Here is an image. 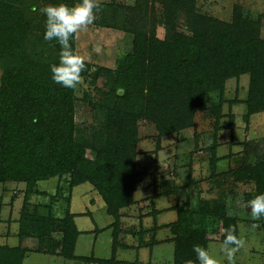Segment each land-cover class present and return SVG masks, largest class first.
Returning a JSON list of instances; mask_svg holds the SVG:
<instances>
[{
  "label": "trees",
  "instance_id": "1",
  "mask_svg": "<svg viewBox=\"0 0 264 264\" xmlns=\"http://www.w3.org/2000/svg\"><path fill=\"white\" fill-rule=\"evenodd\" d=\"M78 2L0 0V183H24L17 236L20 240L34 237V251L85 264H155L115 256L117 248L123 246L118 241L123 231L122 209L135 203V185L147 173L136 166L141 120L156 130V162L162 137L195 129L196 113L207 109L213 117L208 147L210 179L217 185L229 180L252 182V192L243 195L246 204L254 195L264 193V137L260 142H244V157L237 166L217 170L224 158L217 152L219 133L228 129L232 137L236 127L232 105L245 104L242 119L246 124L252 114L264 111V14H247L240 5H233L227 21L201 12L197 0H135L134 6L126 0H103L94 24L130 34V51L118 57L113 67L86 61L82 76L88 88L77 96L52 79L50 65L59 62L60 45L44 39L46 16L40 9L48 4ZM158 27L163 29L162 37L156 35ZM72 44L76 50V35ZM244 74L248 75L245 97L235 94L226 100L227 80L238 81ZM98 80L102 86L97 85ZM213 94L218 95L217 102L207 106L206 100ZM78 101L96 107L101 123L77 124ZM152 173L155 179L156 170ZM52 177L57 178L54 192L37 188L39 181ZM188 179L187 187L198 185ZM82 183L90 184L104 202L106 213L113 217L107 226L112 229L109 258L77 256L74 252L82 231L75 223L71 201L73 188ZM180 188L172 184L170 189L153 192L151 204L154 197L178 193ZM33 196L46 197L47 201L32 200ZM2 206L0 195V212ZM172 209L175 219L162 225L156 219L161 210L153 208L140 215V220L153 215V234L145 242L148 229L132 232L139 239L136 247L144 244L151 250L163 241L156 239L157 231L167 229L171 236L165 241L173 244L170 264H185L188 259L195 260L194 244L208 248L209 234H218L223 243L227 230L235 227L239 237L238 216L229 211L226 192L210 200L198 194L195 202L181 205L177 201ZM252 224L260 226L264 249V217ZM28 251L20 244H0V264H22Z\"/></svg>",
  "mask_w": 264,
  "mask_h": 264
},
{
  "label": "rangeland",
  "instance_id": "2",
  "mask_svg": "<svg viewBox=\"0 0 264 264\" xmlns=\"http://www.w3.org/2000/svg\"><path fill=\"white\" fill-rule=\"evenodd\" d=\"M123 1V0H119ZM198 9L201 12L214 15L220 19L229 21L232 16L233 5H240L247 14L255 15L257 13L264 14V0H197ZM264 23V18L262 20ZM156 35L163 36V29L158 27ZM264 35V32L261 33ZM131 35L120 30L112 28L98 27L94 23L87 29L81 30L76 34V51L85 57L94 66L102 65L113 67L118 57L130 51ZM1 72V71H0ZM248 75H242L238 81L235 78L227 80L224 97L231 100L237 94L239 98H244L247 91ZM98 86H102V81L98 80ZM77 96H81L82 91L88 88L86 82L84 85L78 86ZM217 94H213L207 98V106L216 103ZM216 100V101H215ZM76 123L80 126L87 124H99L102 120L101 112L94 106L88 104L87 101H78L76 104ZM206 108V107H205ZM223 111H227V103L223 105ZM232 111L235 114L236 127L234 135L231 137L228 129H224L219 133V147L217 152L224 156L217 165L219 172L226 170L229 166H237L238 161L244 157V142H260L264 137V111L254 113L250 116L249 123L243 121L242 115L245 112V104L241 102L232 105ZM196 128H187L179 134H169L161 139V149L157 151V160L153 152L155 147L154 135L156 130L153 124L141 120L139 122V137L137 144L138 155L136 157V166L139 171L146 170V174H142L137 183V190L134 197L137 204H133L123 210L121 217V228L123 231L119 234L118 241L124 247L119 246L115 256L120 260H140L147 261L149 258V247H135L139 239L135 234L141 227L148 229L144 235V241L149 242L153 232V215H148L140 220V215L149 212L150 207L147 202H143L154 192H162L170 189L172 184L179 185V192H173L154 198V204L157 207L169 206L176 204L178 201L181 205L195 202L197 195L203 199H214L220 192L227 193V202L229 203V211L238 216L239 238L244 240V245L236 252V264H264L263 236L259 224L252 227L250 210H247L248 204L243 200L246 192H252V182H221L217 185L215 180L210 179L209 175V155L208 149L212 142L213 117L208 114L207 109L200 110L195 116ZM223 123L227 122L223 118ZM247 125V128H246ZM196 134V135H195ZM232 139V143L230 140ZM196 142V143H195ZM260 144V148H261ZM230 156H227L228 153ZM248 158H252L250 155ZM190 165V166H189ZM191 168V169H190ZM156 170V178H153V171ZM191 172V173H190ZM189 175V177H188ZM191 178L197 182L195 188L187 187L186 182ZM220 180V178H218ZM57 178L52 177L39 181L37 188L46 190L50 193L56 189ZM185 184V186H183ZM24 183H15L12 181L0 183V195H3L5 206L1 210L0 217L7 219L9 214V201L13 192L23 188ZM9 188L8 193L3 192V188ZM47 201L46 197L33 196L32 200ZM22 202V197L15 201L11 221L5 222L9 224L11 232L17 231L16 217ZM71 209L74 212H83L88 210L90 215L80 214L77 216V226L82 230H90L91 232H82L75 245V254L79 256L93 255L98 258H109L112 246V229L107 227L113 221V217L106 213L105 204L99 198L95 191L91 190L88 183H82L73 188ZM60 214V211H58ZM125 215V216H124ZM176 211H163L156 215L157 223L163 224L175 219ZM251 221V223H250ZM141 222V223H140ZM97 230L95 231V229ZM5 232L6 228L0 225V231ZM135 232V233H132ZM156 237L163 240V244L154 245L152 247L151 258L154 263L168 264L173 259V244L165 243V239L170 237L169 231H157ZM210 243L208 250L215 255L221 264H227L224 254L221 252L222 242L219 240L218 234H209ZM14 237V236H11ZM0 243H5L4 239H0ZM6 243L17 244V237L6 240ZM135 244V246H132ZM43 255L38 253H29L23 260V264H55L52 261H42ZM62 262V261H61ZM65 264H85L81 261L67 260Z\"/></svg>",
  "mask_w": 264,
  "mask_h": 264
},
{
  "label": "clouds",
  "instance_id": "3",
  "mask_svg": "<svg viewBox=\"0 0 264 264\" xmlns=\"http://www.w3.org/2000/svg\"><path fill=\"white\" fill-rule=\"evenodd\" d=\"M134 2L135 0H126V3L133 6ZM102 3L103 0H79L78 3L72 5L48 4L40 9L46 16L44 39L55 40L60 45L59 62L50 65L52 79L55 83L72 89L74 92L79 91L78 86L84 85L82 73L86 71L87 63L85 57L74 49L72 40L79 31L95 23ZM249 162L255 163L254 160ZM248 208H250L252 220L257 221L264 217V193L254 195L248 201ZM257 226L252 225L253 228ZM235 232V227L227 230L221 247L227 264H236V252L245 243ZM192 250L195 253V260L188 259L185 264H221L205 246L194 244Z\"/></svg>",
  "mask_w": 264,
  "mask_h": 264
},
{
  "label": "crops",
  "instance_id": "4",
  "mask_svg": "<svg viewBox=\"0 0 264 264\" xmlns=\"http://www.w3.org/2000/svg\"><path fill=\"white\" fill-rule=\"evenodd\" d=\"M261 2H263V0H260ZM262 32H264V23H262V26H261V33ZM263 37H264V35H262ZM141 178V177H140ZM139 180V179H138ZM12 182H14V181H12ZM16 183V182H15ZM17 183H22V182H17ZM137 183H138V181H137ZM137 183H136V185H135V191L137 190ZM24 188H25V185L23 186V188L22 187H18L17 189L19 190V192H17V191H15V192H13V193H15V197H13V195H11V197H10V201H9V214H8V217H7V219H3V218H1L0 217V225H3V226H5V228H6V230H5V232H2V230L0 231V239H4L5 240V243H0V244H8V243H6V240H8V239H10V238H15V237H17V244H13V245H10V244H8V245H10V246H15V245H18V244H20L22 247H26V248H28L29 249V251L27 252V254L25 255V257L29 254V253H38V254H41V255H43V262L44 261H51V262H53L52 261V258H50V256L51 257H53L55 260V264H65L66 262L65 261H67L68 259H64V258H62L61 256H58V255H55V254H48V253H40V252H36V251H34V248L36 247V245H37V241H36V239L34 238V237H24V238H22L21 240L19 239V237L17 236V231L16 232H11L10 230H9V224H6L5 222H9V221H11V219H12V213H13V210L14 209H16L15 208V206H14V203H15V201L16 200H18L20 197H22L23 198V190H24ZM8 189L9 188H3V192H7L8 193ZM41 190V189H40ZM135 191H134V193H135ZM156 191V190H155ZM154 192V191H153ZM153 192L152 193H150L149 194V197H147V199L146 200H144L143 202H147V204H149V207H150V211H152L153 210V208L154 209H156L157 211H160L159 213H157V214H160V213H162L163 211H172L173 209H172V206H174L175 204H173V205H169V206H163V207H157L155 204H154V198H153V203L151 204V195L153 194ZM161 196V195H160ZM158 197V196H157ZM13 198V201H11V199ZM2 200H3V206H2V209H3V207L5 206V204H6V202L4 201V198H3V195H2ZM134 200H135V203L137 204V200L135 199V197H134ZM134 203V204H135ZM21 205H22V202H21ZM21 205H20V208H21ZM133 205V204H132ZM131 205V206H132ZM131 206H129V207H131ZM20 208H19V211H20ZM126 208H128V207H126ZM126 208H124V209H126ZM1 209V210H2ZM124 209H122V212H123V210ZM19 211H18V213H19ZM87 211V210H86ZM149 211V212H150ZM74 212V211H73ZM83 212H85V211H83ZM83 212H80V213H78V212H74L75 214H76V216L74 217V219H75V223H76V225H77V222H76V218H77V216H80V214H83ZM148 212V213H149ZM1 213V212H0ZM144 214H146V212H144ZM156 214V215H157ZM125 216V215H124ZM146 216H148V215H144L143 217H146ZM18 217H19V214H18V216L16 217V222H17V230H18ZM143 219V218H142ZM174 220V219H173ZM172 221V220H171ZM165 223H167V222H165ZM165 223H163V224H165ZM159 224V223H158ZM159 225H162V224H159ZM78 227V226H77ZM79 228V227H78ZM80 229V228H79ZM82 232H87V234H88V232L90 233L91 231L90 230H82V229H80ZM160 230H164V229H160ZM160 230H158V231H160ZM158 233V232H157ZM157 233H156V235H157ZM82 235V233L77 237V241H78V239H79V237ZM11 236H14V237H11ZM156 239H158V240H161V239H159V238H157L156 237ZM77 241H76V243H77ZM165 243H170V242H165ZM161 245V244H163L162 242H159V243H156V244H154V245ZM153 245V246H154ZM132 246H135V244H133ZM137 246V245H136ZM135 246V247H136ZM123 247V246H122ZM141 247H146L144 244L143 245H141L139 248H141ZM150 250V249H149ZM151 253H152V249L149 251V258H148V260L147 261H140V260H138V261H140V262H148V261H151L152 263H154L153 261H152V258H151ZM77 255V254H76ZM77 256H79V255H77ZM24 257V258H25ZM24 260V259H23ZM62 261V262H61ZM72 261H73V259H72ZM75 261V260H74ZM78 261V260H77ZM128 261V260H127ZM132 261H134V260H132ZM82 262V261H81ZM172 262V261H171ZM22 264H23V261H22ZM155 264H162V263H155ZM168 264H170V263H168Z\"/></svg>",
  "mask_w": 264,
  "mask_h": 264
}]
</instances>
